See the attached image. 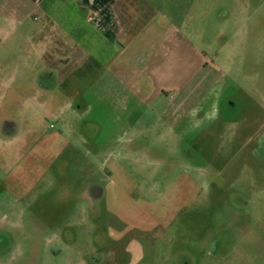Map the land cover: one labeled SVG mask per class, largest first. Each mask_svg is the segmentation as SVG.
<instances>
[{
  "label": "rangeland",
  "instance_id": "obj_1",
  "mask_svg": "<svg viewBox=\"0 0 264 264\" xmlns=\"http://www.w3.org/2000/svg\"><path fill=\"white\" fill-rule=\"evenodd\" d=\"M209 2L129 76L5 60L0 264H264V0ZM50 72L67 124L26 105Z\"/></svg>",
  "mask_w": 264,
  "mask_h": 264
},
{
  "label": "crops",
  "instance_id": "obj_2",
  "mask_svg": "<svg viewBox=\"0 0 264 264\" xmlns=\"http://www.w3.org/2000/svg\"><path fill=\"white\" fill-rule=\"evenodd\" d=\"M208 3L209 0H0V109L1 101L7 98L8 75L16 77L22 69L17 57L24 45L35 54L36 62L50 51L54 56L58 46H67L69 57L76 56L85 62L78 67L79 71L88 68L91 59L90 63L101 68L97 77L118 79L129 76L131 48L139 44H162L178 34L182 36L178 29L187 22H198L201 6ZM12 56L16 64L6 75L5 60ZM68 74L62 75L63 78ZM47 76L48 83L39 84L26 105L35 111L37 118L42 110L44 115L67 124L65 120L73 118L78 95L72 98L70 95L54 107L56 72ZM19 89H15L16 94ZM9 122L14 124L12 120ZM16 131L17 124L10 132L0 129V135L14 140Z\"/></svg>",
  "mask_w": 264,
  "mask_h": 264
}]
</instances>
